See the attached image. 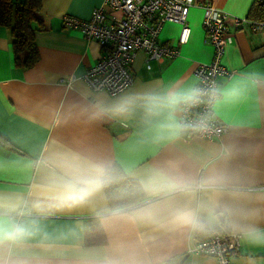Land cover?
Here are the masks:
<instances>
[{"label": "crops", "instance_id": "1", "mask_svg": "<svg viewBox=\"0 0 264 264\" xmlns=\"http://www.w3.org/2000/svg\"><path fill=\"white\" fill-rule=\"evenodd\" d=\"M102 1L40 0L31 22L39 58L30 67L26 50L15 63L0 25V264H216L188 252L202 238L180 220L184 213L207 225L200 237L240 235L234 264H264V30L228 26L221 63L232 75L217 78L214 103L227 128L207 139L191 135L178 110L146 103L193 86L195 67L211 59L204 0L189 8L184 42L179 23L158 32L179 53L147 59L136 50L132 82L114 95L81 78L105 48L61 21L87 19ZM210 1L247 17L259 0ZM229 87L234 96L224 94ZM123 98L133 103L121 114L106 110ZM113 165L141 187V202L110 208L101 179Z\"/></svg>", "mask_w": 264, "mask_h": 264}, {"label": "built area", "instance_id": "2", "mask_svg": "<svg viewBox=\"0 0 264 264\" xmlns=\"http://www.w3.org/2000/svg\"><path fill=\"white\" fill-rule=\"evenodd\" d=\"M195 3V0H103L91 10L87 19L64 15L61 18L63 25L78 29L85 38L95 40L105 48L81 78L92 91L104 90L114 95L132 82L130 63L136 50L143 49L147 59L176 56L178 47L163 43L158 32L165 22L179 23L178 42H184L188 33L186 16ZM201 7L202 27L212 47V55L208 62L198 63L195 67L193 86L207 92L213 86L217 88L219 76L232 75V70L221 63L229 35L228 26L248 25L254 31L264 30V19L231 15L210 0L202 1ZM114 11L119 15H114ZM217 98L218 94L215 98L205 95L197 105L178 110L180 121L190 128L191 135L214 139L224 133L227 126L214 111ZM239 247L238 233L216 230L208 237L197 239L188 252L211 256L216 264H234Z\"/></svg>", "mask_w": 264, "mask_h": 264}, {"label": "trees", "instance_id": "3", "mask_svg": "<svg viewBox=\"0 0 264 264\" xmlns=\"http://www.w3.org/2000/svg\"><path fill=\"white\" fill-rule=\"evenodd\" d=\"M39 7L40 0H0V25L9 30L16 64L21 63L18 53L23 50L27 51V56L23 61L25 67L33 66L39 58L31 27V22L38 20L36 12ZM247 18L264 19V0L252 3ZM101 185L112 209L135 205L144 199L141 187L128 179L117 165L105 170ZM207 229V225L201 222L200 226L196 227L195 232L199 238H203L206 235L203 237L200 235Z\"/></svg>", "mask_w": 264, "mask_h": 264}, {"label": "clouds", "instance_id": "4", "mask_svg": "<svg viewBox=\"0 0 264 264\" xmlns=\"http://www.w3.org/2000/svg\"><path fill=\"white\" fill-rule=\"evenodd\" d=\"M219 91L215 86L207 92L198 86H190L183 90H171L166 94L149 95L146 97V103L150 108L175 112L197 105L205 95L215 98ZM224 94L234 96L236 94L235 87H229ZM132 103L130 98H123L106 110L112 114H121ZM104 110L102 109V111ZM180 220L187 227H199L201 224L194 213H184L180 216Z\"/></svg>", "mask_w": 264, "mask_h": 264}, {"label": "snow or ice", "instance_id": "5", "mask_svg": "<svg viewBox=\"0 0 264 264\" xmlns=\"http://www.w3.org/2000/svg\"><path fill=\"white\" fill-rule=\"evenodd\" d=\"M7 120L6 113L4 112L2 106H0V128H2Z\"/></svg>", "mask_w": 264, "mask_h": 264}]
</instances>
